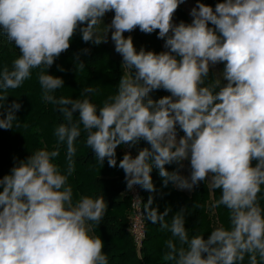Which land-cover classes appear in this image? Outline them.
I'll return each mask as SVG.
<instances>
[{
	"label": "clouds",
	"instance_id": "clouds-1",
	"mask_svg": "<svg viewBox=\"0 0 264 264\" xmlns=\"http://www.w3.org/2000/svg\"><path fill=\"white\" fill-rule=\"evenodd\" d=\"M184 2L0 0V34L20 52L11 70L0 72V89H17L33 69H42V98L56 105L65 121L54 135L58 144L66 145L67 160L62 171L54 163L58 148L37 150L0 178V264H109L104 243L89 223H100L107 202L103 195L74 201L68 183L75 171L74 143L82 131L101 166L105 159L110 167L117 166L118 146L131 148L141 140L150 145L135 157L125 153L119 161L129 190L139 185L155 192V168L165 187L171 182L177 189L192 190L207 180L220 191L213 207L228 210L230 227L214 228L207 239L189 236L185 208L169 224L171 209L160 213L149 196L143 204L147 220L173 237L166 241L164 261L243 264L247 257L248 264H264V0H223L214 9L197 0L191 23L174 24ZM108 12L114 17L105 25L102 18ZM137 28L145 34L158 30L167 50L137 51L132 37L124 36ZM77 30L83 42L94 45L106 43L111 32L123 59L126 71L117 92L100 107L88 98L57 97L64 81L47 72L69 49ZM220 63L223 72L206 83L210 67ZM158 89L170 95L153 100L149 93ZM6 99L0 94V108ZM20 108L13 102L0 118V128L12 129L14 122L20 127L15 115ZM178 129L184 133L179 139ZM186 160L190 177L179 170ZM172 163L179 168L169 172L165 166ZM141 204L137 196L134 206Z\"/></svg>",
	"mask_w": 264,
	"mask_h": 264
},
{
	"label": "trees",
	"instance_id": "trees-1",
	"mask_svg": "<svg viewBox=\"0 0 264 264\" xmlns=\"http://www.w3.org/2000/svg\"><path fill=\"white\" fill-rule=\"evenodd\" d=\"M200 2L214 9L216 4L223 0H200ZM196 4L197 0H194V7ZM175 20L177 24L181 21L191 23L180 5L175 12ZM209 26L214 27L211 24ZM133 35L140 43L141 48L146 51L160 53L167 50L164 48V40L158 38V30L151 34H145L137 28L133 31ZM19 55V49L15 47L14 42H9L3 34H0V72L5 67L11 70L13 61ZM79 63L84 64L83 69L78 67ZM221 64L224 68V64ZM41 70L33 69L31 77L17 89L7 91L0 89V94L7 96V99L3 101L4 107L0 108V118L6 116V109L13 102L21 105V108L15 113L20 127H16L17 122H14L12 129L0 128V178L10 174L16 163L26 160L32 153L42 149L51 151L58 148L59 156L54 163L59 165L62 171L66 169V145L58 144L57 137L54 135L55 129L65 121L63 115L57 110V106L42 98V89L38 81V74ZM47 72L64 81L63 87L55 93L57 97L64 96L81 100L88 98L97 107L102 106L109 96L116 94L119 80L124 73L122 66L114 59L113 53L106 45L83 42L79 30L72 37L69 49L54 61ZM215 78L214 73L210 70L206 83H212ZM222 83H226V81H222ZM89 87L94 91L84 93V89ZM166 95H170V93L164 89L153 90L149 93V97L153 100H158ZM73 115L75 118L79 113ZM183 134L178 129V137ZM74 146L76 148L73 157L75 171L68 178V183L73 188V200L76 201L81 196L97 198L103 195L107 202V213L100 223H89L92 224L93 234L100 236L104 243L103 251L109 258V264H172V262L164 261L163 255L167 251L166 241L173 237L169 231L161 230L158 223L153 224L150 220L146 221V242L140 253L133 241L129 228L130 201L125 195L127 190L125 173L119 168V161L125 155L126 145L118 146L116 149V167H110L107 159L102 166L96 161L94 151L86 144V134L83 131ZM133 147L138 153L139 150L150 147V145L141 140ZM165 167L169 172H172L177 170L179 165L172 163ZM188 169L191 173L190 165ZM179 170L181 171V168ZM151 177L156 191L150 193L142 188L144 204L147 203L151 195L154 198L151 207L158 208L160 213H163L166 208H170L171 211L166 217L169 224L172 216L185 208V227L188 229L190 237L203 235L207 239L214 228L230 227L228 210L224 206L213 207L215 201L220 197V191L210 188L207 180L194 186L193 192L188 195L175 188L171 182L165 187L163 178L159 176V172L155 168L151 172ZM2 190L3 188L0 186V191ZM260 196L261 205L264 207V190ZM243 264H248L247 257Z\"/></svg>",
	"mask_w": 264,
	"mask_h": 264
},
{
	"label": "built area",
	"instance_id": "built-area-1",
	"mask_svg": "<svg viewBox=\"0 0 264 264\" xmlns=\"http://www.w3.org/2000/svg\"><path fill=\"white\" fill-rule=\"evenodd\" d=\"M127 152H130L133 157H135L138 154L134 147L129 148L128 145L125 146L124 154ZM125 195L128 201H130V211H131V220L129 225L130 232L133 241L135 242L137 251L140 253V251L143 249L145 245L146 242L145 240L147 236V227H146L147 218L145 211L143 209V204L145 200L143 198L142 187L139 185H135L133 186L132 190H129L127 188ZM137 196L140 197L142 202L139 208L134 206V200Z\"/></svg>",
	"mask_w": 264,
	"mask_h": 264
},
{
	"label": "rangeland",
	"instance_id": "rangeland-1",
	"mask_svg": "<svg viewBox=\"0 0 264 264\" xmlns=\"http://www.w3.org/2000/svg\"><path fill=\"white\" fill-rule=\"evenodd\" d=\"M180 6L182 7V9H184L189 21L191 22L193 17L190 15V12H191V9L194 7V0H185L184 3L180 4ZM113 17H114V12L106 13L105 16L102 18L103 19V23L105 25H109L111 23ZM173 23L177 24L176 20H175V14H174V17H173ZM100 34L101 35L103 34V26H101ZM124 36L125 37L131 36L132 39H133V43H134V46H135L136 50L139 51L141 49L140 43L138 42L137 39L134 38L133 31L132 32H125ZM102 44L106 45L111 50V52L113 53L114 59L117 62H119L120 66H122L123 59H122V56L115 51L114 43L111 40V32H109V34H108L107 42L106 43H102ZM223 69L224 68H223L221 63L217 64V65H213V66L210 67V70L214 73L215 76H219V74H221L223 72ZM122 70H123V72L126 71L123 67H122ZM189 165H190V161H188V160L184 161V169H185V171L187 173L189 172L188 171ZM207 183L209 184L208 181H207ZM209 186H210V184H209Z\"/></svg>",
	"mask_w": 264,
	"mask_h": 264
},
{
	"label": "crops",
	"instance_id": "crops-1",
	"mask_svg": "<svg viewBox=\"0 0 264 264\" xmlns=\"http://www.w3.org/2000/svg\"><path fill=\"white\" fill-rule=\"evenodd\" d=\"M179 139V137H177ZM189 171V169H188ZM181 175L185 176V177H190L191 173L190 171L187 173L184 169V163H183V167L181 168ZM180 190V189H179ZM182 191L183 193L185 192L186 194L190 195L192 192H193V189L192 190H180Z\"/></svg>",
	"mask_w": 264,
	"mask_h": 264
}]
</instances>
